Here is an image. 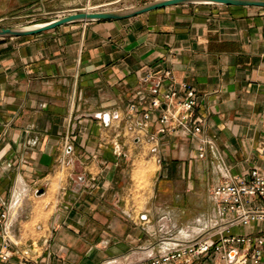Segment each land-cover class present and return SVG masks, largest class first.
<instances>
[{
  "label": "crops",
  "instance_id": "crops-1",
  "mask_svg": "<svg viewBox=\"0 0 264 264\" xmlns=\"http://www.w3.org/2000/svg\"><path fill=\"white\" fill-rule=\"evenodd\" d=\"M150 1L0 0V26ZM166 68L200 95L202 135L219 154L208 145L200 157L185 131L131 141L129 104L150 96L141 77ZM158 126L155 114L151 130ZM116 138L127 156L114 152ZM154 146L158 174L138 187L136 165ZM224 165L233 176L264 171V7L178 4L0 37V196L36 193L31 213H49L10 235V264L136 260L157 239L160 214L187 226L216 213L210 191L226 178ZM229 218L225 232L264 236V222Z\"/></svg>",
  "mask_w": 264,
  "mask_h": 264
},
{
  "label": "built area",
  "instance_id": "built-area-1",
  "mask_svg": "<svg viewBox=\"0 0 264 264\" xmlns=\"http://www.w3.org/2000/svg\"><path fill=\"white\" fill-rule=\"evenodd\" d=\"M141 81L149 86L150 96L131 101L126 120L133 139L149 136L158 140L159 134L185 131L199 140V156L206 155L210 145L219 154L213 137L202 135L206 117L198 112L200 95L188 82H178L170 68L148 70ZM157 114L159 126L151 130V120ZM140 117L138 118V116ZM107 122L109 120L108 117ZM114 152L127 156L123 143L116 138ZM153 152L156 151L155 146ZM226 178L213 185L211 197L217 211L212 216H199L187 226H179L170 213L158 217V237L142 248L144 255L126 264H264V236L227 233L221 228L224 215L228 223L249 226L264 222V171L254 167L244 175L233 176L224 165ZM26 195L16 190L7 202L0 196V264H10L12 237L9 234L13 214H17ZM144 219L148 215L143 214ZM207 234L208 236L204 237ZM218 235L216 238L215 236ZM117 258L101 264H117Z\"/></svg>",
  "mask_w": 264,
  "mask_h": 264
},
{
  "label": "water",
  "instance_id": "water-1",
  "mask_svg": "<svg viewBox=\"0 0 264 264\" xmlns=\"http://www.w3.org/2000/svg\"><path fill=\"white\" fill-rule=\"evenodd\" d=\"M187 3H208L235 6H259L264 7V0H154L139 5L125 8L104 9L97 11H78L58 17L49 21L29 24L24 26H0V37H17L34 35L45 30L55 28L59 25L75 22L90 21L99 19H124L136 16L138 14L152 11L158 8L187 4ZM107 120V118H106ZM44 188L38 190L39 194L44 192Z\"/></svg>",
  "mask_w": 264,
  "mask_h": 264
},
{
  "label": "rangeland",
  "instance_id": "rangeland-1",
  "mask_svg": "<svg viewBox=\"0 0 264 264\" xmlns=\"http://www.w3.org/2000/svg\"><path fill=\"white\" fill-rule=\"evenodd\" d=\"M50 19L44 17L35 20L34 22H26L22 23L18 26H24L29 24L41 23L45 21H49ZM131 141L134 142V139L131 138ZM146 143V141H145ZM150 153L141 160L135 171V179L137 181L138 187H143L152 182V178H154L158 174V167L156 159L152 156L154 155L153 150L149 151ZM58 184L56 183L53 187L54 191L57 189ZM40 188H44L46 190V185H41ZM44 190V194H45ZM42 193V194H43ZM36 194V193H35ZM33 193L32 196H25L23 201H21V206L17 214H13L10 227L9 234L15 238V235H20L26 229L31 227L33 224L37 223V221L42 220L44 217H47L49 213L44 212V209H40L38 213H31L32 201L37 199ZM15 197V189L12 190L10 196L4 198L7 202H11V200ZM45 199V200H43ZM41 201L47 204L50 201L49 196H42ZM33 219V220H32Z\"/></svg>",
  "mask_w": 264,
  "mask_h": 264
}]
</instances>
